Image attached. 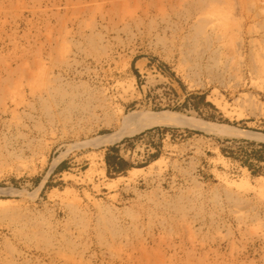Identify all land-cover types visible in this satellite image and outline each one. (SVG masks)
Masks as SVG:
<instances>
[{"label":"rangeland","instance_id":"374dc122","mask_svg":"<svg viewBox=\"0 0 264 264\" xmlns=\"http://www.w3.org/2000/svg\"><path fill=\"white\" fill-rule=\"evenodd\" d=\"M148 111L264 134V0H0V264H264L230 155L264 141L154 126L109 175L154 127L92 141Z\"/></svg>","mask_w":264,"mask_h":264},{"label":"bare ground","instance_id":"6f19581e","mask_svg":"<svg viewBox=\"0 0 264 264\" xmlns=\"http://www.w3.org/2000/svg\"><path fill=\"white\" fill-rule=\"evenodd\" d=\"M186 126L197 128L209 133H219L224 136H246L264 141V134L254 131L234 128L226 124H220L194 117H188L173 111H148L133 112L124 117L120 131L115 134L101 136L92 141L94 144L113 143L126 134H134L143 129L154 126Z\"/></svg>","mask_w":264,"mask_h":264},{"label":"trees","instance_id":"16d2710c","mask_svg":"<svg viewBox=\"0 0 264 264\" xmlns=\"http://www.w3.org/2000/svg\"><path fill=\"white\" fill-rule=\"evenodd\" d=\"M190 99H195V100L197 99L195 103H193V107L196 110L200 109L201 104L212 106L211 103L205 101L206 94L193 93L187 98L185 104L188 105ZM159 128L160 127L147 129L142 133H140L139 135L133 137H126L120 143L108 147V152L105 157L108 174L109 175L122 174L131 167H133V165L120 154L121 144ZM238 141L245 143V145L239 146L238 149L235 151H231L230 155L240 160L244 166L249 168V170L256 172L257 169L256 167H258V165H260L261 163H264V143L251 141L247 139H242ZM157 155L158 154H154L153 157H157Z\"/></svg>","mask_w":264,"mask_h":264}]
</instances>
